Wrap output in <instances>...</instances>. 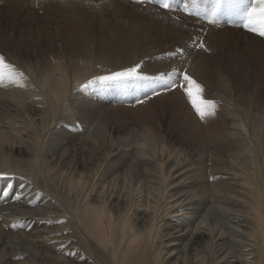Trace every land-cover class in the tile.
<instances>
[{"label":"rangeland","instance_id":"1","mask_svg":"<svg viewBox=\"0 0 264 264\" xmlns=\"http://www.w3.org/2000/svg\"><path fill=\"white\" fill-rule=\"evenodd\" d=\"M163 2L164 0H0V56L4 57L7 64L14 66V71L7 72V75L5 74L2 80L0 78V91L11 92L15 90L14 92H20L19 87H21V84L19 85L15 81L16 79L21 80L22 76L24 77V79L22 78L23 81L40 90V73L39 75L35 74L25 64H36L37 60L42 59L45 54L51 55V57L62 56L66 60L64 61L65 65L69 64L66 65L68 72L72 74V68L82 67L81 64L75 67L76 63H84L82 61L83 57L81 55V57H76L74 50L75 48L78 49L79 45L85 44V39H87L92 48L90 51V56L92 57L89 58L90 61L88 60L85 65L87 72H89L88 78L73 85L71 92L65 98L66 103L74 99L79 101L85 98L86 102H81L79 104L80 107L78 104V107L71 106L68 114H66L68 115L66 118L69 120L72 116L71 111L75 110L76 119L74 122L69 120V122H72L69 124H74L76 130L81 131V142H87L86 135L89 133L92 135L91 132L95 130L96 134H98L96 140L99 138L98 142L102 143V150L107 153L116 144L126 149H130L129 144H131V147L135 148L144 141L148 134H153L155 138L157 137L158 143L164 145V149L161 151L160 148L157 152L159 156L156 155L157 158L162 159L161 163L167 158L180 159L178 162H182L185 168H189V173H192L193 169L201 170V178H198L200 177L199 174L192 173V178L196 176L195 178L199 180L197 181L201 182L199 184L200 187L205 183L211 192L215 185H221L225 190H235L232 195L241 198L243 194L240 193V189L244 188L241 183L242 177L234 171L231 165L235 161L238 164L236 166L239 168L247 166V161L244 159L248 157V154L244 151L240 152L241 150L239 149H234L235 146H230L227 142V144L218 145L211 143L212 138L210 135L218 131L234 128L235 125L232 126V123H236L235 119L237 117H241L245 123L251 125V130H254L256 128L255 125L262 120V117L258 118L257 115H259L261 104L264 102V36L259 34V29L264 28V25L259 22L258 14L254 21L258 31L253 32L248 27H245L244 13L252 6L254 0H167L170 4L169 8H164ZM150 9L158 12L161 16V23L158 24L152 21L153 17L149 12ZM68 14H72L76 16L74 18L78 17L81 20L78 19L79 21L77 20V22L72 19L65 20V16ZM137 20L138 22L136 23L135 21ZM212 20H215V23L210 22ZM137 24L144 29L147 36L146 40L141 44L134 41L133 43H135V48H139L137 56H139L140 52H144L145 55L139 56L135 61L127 60L128 62L126 61L125 65L104 71L103 67L106 65L99 63L103 60L105 61L100 55V46H106V44L110 46L115 41L121 46H117L115 57L123 56L128 51L126 44L131 42L129 36L133 38L132 28ZM72 25L74 28L70 31ZM37 26L39 27L37 28ZM148 26H150V29L147 28ZM161 26L165 29L163 33L161 32ZM165 27L178 30L177 35H170L168 33L170 30ZM118 33L121 36L120 34L119 36L116 35ZM48 34H53V42L49 41ZM116 36H118V41L114 40ZM201 43L204 45L203 48L199 46ZM125 58L121 57L123 63L126 60ZM195 58L202 59L221 69V73L226 75V80L222 81L217 76L206 77L205 75L198 77L190 72L188 60L194 61ZM169 59H172L171 63L165 65ZM137 63L142 65L141 72L143 74L151 77H159L164 74L163 79L156 78L150 81L125 83L108 82L97 85L89 83L96 77L108 75L134 66ZM183 72H187L203 85L204 98L215 101V115L207 116L203 120L200 119L187 95L182 90H173L168 87L173 81L180 80L179 82H181ZM20 73L23 75L20 76ZM4 83H7V85H3ZM185 86L187 85L185 84ZM6 99V97H1L0 95V100L14 102ZM28 99L31 98L28 97ZM28 102H30L28 105L30 112L32 108L31 100H28ZM233 112L237 115L236 117L232 115ZM34 117L35 114L29 118L30 123L34 122ZM56 124L49 126L45 133H42L38 126L34 124L30 126L32 132H36L41 139L38 147L41 159H49L51 164H53V160H50V156L53 153L52 147L56 151L60 146L59 137L55 136L58 132ZM0 125H3L5 129H9L7 123L4 124L0 121ZM65 129L60 128L61 133L58 136H76L75 139H79V134L70 132V128ZM247 137H249V134H247ZM45 139L47 141L42 147V142ZM92 141V139H89L90 143ZM74 142L77 143L75 140ZM212 145L215 147H212ZM1 146L0 142V156L11 152L12 147ZM261 147L263 149V146ZM149 153L153 154L151 151ZM253 153L259 159V163L262 154L258 146L254 148ZM217 154L219 158H224L223 160L226 164L223 169L220 167L221 171H217V167L214 169L216 158H218ZM212 155L214 156L213 158L210 157ZM89 156V154L81 155L80 153L76 156L79 164V175L83 171V164L90 161ZM126 160L127 162L129 161L128 159ZM148 160L147 157L140 156L134 162L139 166V171H141L143 177L145 176L144 174L154 171L152 162ZM217 161L220 162L221 160ZM118 163L120 166V163H123V159L121 162L118 160ZM198 163L201 164L199 165ZM0 164H3V162ZM71 164L75 165L76 161H72ZM113 165V167L117 166ZM193 165L198 167L195 168ZM201 166L205 169H202ZM146 169H149V171ZM102 170H100L98 175L102 172L104 173V169ZM214 171H216V174L219 172L215 178L211 174ZM119 172L122 173L124 170ZM97 177L91 178L84 187H81L82 190L79 191L78 199L84 201L88 198H93L95 190L103 188L106 181H104V176ZM113 177L111 176L107 181ZM0 179H2V183H8L12 180L9 184V191L11 188L13 192L10 191L9 194L7 191L9 195L0 200V205L2 203L3 206L31 207L39 211H45V214L47 211L58 213L45 215L44 220L40 219L42 223L34 218L28 224L29 226H25L22 225V222L28 223L25 222L28 221L25 216H8L9 219L6 216L8 214L7 211L0 210L1 212L3 211L2 213L0 212V227L2 229L12 231L10 228H14L15 231L22 232L24 229H32L34 225H57L63 224L67 220H71L72 225L79 227L78 223L74 221L77 217L76 209L73 210L75 205L72 208L68 205V202L64 203L60 199V195L52 192L53 189L51 187L49 188L41 183V177H34L17 169H8L3 164V166L0 165ZM34 184L35 186H33ZM142 185L145 188H149V184L142 183ZM137 186L136 182H133L132 185L130 181L122 180L115 187L113 186L112 190H106L107 194L104 196L109 198V194H123L133 197L135 201L139 195L135 188ZM150 186H153V184L150 183ZM18 187L20 188L18 189ZM4 191V186H0V197ZM85 195H88L87 198H85ZM211 198L214 199L213 197ZM211 198L210 200L212 201ZM103 200L105 202L102 204L111 209L110 200ZM80 205L82 204L80 203ZM235 206L238 209L244 207L240 202ZM246 209L243 210V213H248ZM163 214L167 220L171 219L165 209ZM52 216H55L56 219H50ZM11 219L13 220L11 221ZM6 222H10V224L7 225ZM18 222L20 223L18 224ZM11 223L15 227L14 225L11 226ZM29 257L31 256L29 255ZM173 259L175 260V258Z\"/></svg>","mask_w":264,"mask_h":264},{"label":"bare ground","instance_id":"2","mask_svg":"<svg viewBox=\"0 0 264 264\" xmlns=\"http://www.w3.org/2000/svg\"><path fill=\"white\" fill-rule=\"evenodd\" d=\"M49 9L51 10V8ZM149 12L153 17V22L161 23V16L158 12L154 9H150ZM74 17L76 16L68 14L65 16V20L72 19L75 20L74 22H77L78 19L81 20ZM135 22L137 23L138 20ZM137 25L132 28L133 38L129 36L131 42L126 44L128 47L127 53H124L123 56L120 55L123 58L126 57L124 63L119 55V57L114 55L117 52V46H120V44L112 41L113 46L110 45L112 47L107 44L106 46H100V55L105 61L99 63L106 65L102 66L104 71L125 65L127 60L135 61L139 56L145 55L144 52H140L137 56L139 48H135V43H133L134 41L141 44L147 36L144 29ZM73 28L72 25L70 31ZM147 28L150 29V26ZM165 28L167 29V27ZM164 30L161 26L162 33ZM167 30H170V32L168 31L170 35H177L178 30L176 31L174 28H168ZM180 33L178 34L180 35ZM119 34L116 35L119 36ZM118 36L114 37V40L118 41ZM48 38L50 42H53V34H48ZM85 40L87 41H85V44H82V46L78 44V49L75 48L74 50L75 56H82L84 63H76L75 67L78 64H81L82 67L72 68V74L68 72L66 65L69 64L65 65L64 61L66 60L62 56L51 57V55L45 54L42 59L37 60L36 64H25L30 68V71H34L37 75L40 73L41 91L23 81V76L21 80L16 79L15 81L19 85L21 84V87H19L20 92H14L15 90H12L13 92L0 91L1 97H6L7 101H14L0 100V121L4 124L7 123L9 126V129H5L3 125H0L1 147L3 145L12 147L10 153L0 156V163L3 162L8 169H17L34 177H41V183L49 188L51 187L52 192L60 195V199L64 203L68 202L71 207L75 205L73 210L76 209L77 217L74 221L79 225V227H75L72 225L71 220H67L63 224L57 225H34L32 229H24L22 232L15 231L14 228H10L12 231H6L0 227V264H264V102L261 104L259 115H257L258 118L262 117V120L255 125L254 130H251V125L245 123L241 117H237L235 119L236 123H232V126L235 125L234 128L210 135L212 138L211 143L216 145L228 143L230 146L234 145V149H239L240 152L244 151L248 154V157L244 159L247 161V166L239 168L236 166L238 164L235 161L231 165L234 171L242 177L241 183L244 188L240 189V193L243 196L241 198L236 197L232 195L235 190H225L221 185L215 184H213L215 186L210 192L205 183H203L205 187L203 185V187L199 186L201 182H198V178L202 176H200L201 170L192 168V173L200 176L196 179L195 175L192 178L193 174L188 172L189 168H185L182 162H178L180 159L167 158L166 161L164 160L161 163L162 159L157 158L156 155L160 148L161 151L164 149V145H160L157 137L155 138L153 134H148L145 137V142L143 141L145 144L141 142L135 148L129 144L130 149L116 144L107 153L102 150V143L98 142L99 138L96 140L98 134L95 130H91L92 135L90 133L86 135L87 142H81V131H77L74 124H69L72 123L69 120L74 122L76 119L75 110L71 111L72 116L69 120L66 118L68 116L66 114H68L71 106L78 107L81 102H86L85 98L81 97L82 99L79 101L74 99L67 103L65 98L71 92L73 85L88 78L89 72H87L85 65L92 57L90 56L92 48L88 40ZM171 61L172 59H169L165 65H169ZM188 63L190 72L198 77L205 75L206 77L217 76L222 81L226 80V75L221 73V69L202 59L195 58L194 61L188 60ZM3 85H7V83ZM28 97L31 99H28ZM28 100H31L32 104L30 112L28 110L30 103ZM34 114V122L30 123L29 118ZM232 115L237 116L235 112ZM54 123H57L58 134L56 133L55 136L59 137L60 146L56 151L52 147L53 153L50 160H53V164H51L49 159H41L38 151L41 139L36 132H32L30 126L34 124L38 126L42 133H45L48 127H51ZM60 128H70V132L79 134V139L76 140V136H58L61 133ZM247 134H249V137H247ZM89 139L93 140L92 143L89 142ZM46 141L47 139L42 142V147ZM159 142L161 141L159 140ZM257 146L262 154L259 163V159L253 153L254 148H257ZM261 146H263V149ZM150 151L153 154H150ZM78 153L90 155V161L83 164L81 175L78 174L79 164L76 159ZM213 155L210 157L213 158ZM240 155L243 156L241 153ZM140 156L147 157L154 166V171L144 174V177L139 171V166L134 163ZM122 159L123 163H120L119 166L118 160L121 162ZM126 159L131 162L128 161V163ZM219 159L220 162L217 161ZM223 159L216 158L214 169L216 167L217 171L220 170V167L223 169V166L226 165ZM72 161H76V164L72 165ZM166 162L169 164L167 165ZM3 164L0 165L3 166ZM113 164L117 166L113 167ZM193 166L198 167L197 165ZM203 166L201 168L205 169ZM54 167L56 168L54 169ZM102 169H104V173L98 175ZM120 170H124V172L121 173ZM146 170L149 171V169ZM214 173L211 172L215 178L219 172L216 174V171H214ZM97 176H104V181H107L111 176L114 177L107 182L105 181L103 188H97L93 198L84 201L78 199L79 191L82 190L81 187H84L88 180ZM1 180L0 186L3 185L5 191L2 193L0 200L9 195L10 191L12 192L11 188L9 191V184L12 180L8 183H2ZM122 180L130 181L132 185L133 182L138 184L135 187L137 193H139L137 200L134 201L133 197L129 195L115 193L109 194V198L104 196L107 194L106 190L115 187ZM142 183L149 184V188H145ZM150 183L153 186H150ZM7 191L9 194H7ZM20 194L22 193L20 192ZM20 194L19 196H21ZM85 196L87 198L88 195ZM103 199L110 200L111 209L102 204L105 202ZM239 202L244 206L243 208L238 209L235 206ZM163 207H165V211H168L171 217L170 220L165 218ZM245 208H247L248 213H243ZM0 210L7 211V217L25 216L28 220L25 222L28 223L20 221L25 226L34 218L44 220L45 215L58 214L53 211H47L45 214V211H39L31 207L12 205H2ZM52 218L56 219L55 216L50 217V219ZM6 224H10V222H6Z\"/></svg>","mask_w":264,"mask_h":264},{"label":"snow or ice","instance_id":"3","mask_svg":"<svg viewBox=\"0 0 264 264\" xmlns=\"http://www.w3.org/2000/svg\"><path fill=\"white\" fill-rule=\"evenodd\" d=\"M163 7H170V4L167 2V0H164ZM258 14L259 22L264 25V0H254L252 6H250L244 13L245 27H248L250 31H258V29L254 25V21L256 20ZM210 22L215 23V20H212ZM259 34L264 36V28L259 29ZM199 46L201 48L204 47L202 43L199 44ZM141 67L142 65L140 63H137L134 66L112 72L108 75L96 77L89 83L91 85H97L106 84L108 82L125 83L135 81H150L156 78L163 79L164 74H161L159 77H151L147 74H143L141 72ZM10 71H14V66L11 64H7L4 57L0 56V78H2L7 72ZM19 75L22 76L23 74L20 73ZM181 80L183 82L173 81L168 85V87L173 90H182L183 93L187 95L192 104V107L195 110V113L199 116L200 119L203 120L207 116L215 115L216 103L214 100L204 98L203 85L197 82V80H195L187 72L182 73ZM185 84L187 86H185Z\"/></svg>","mask_w":264,"mask_h":264}]
</instances>
